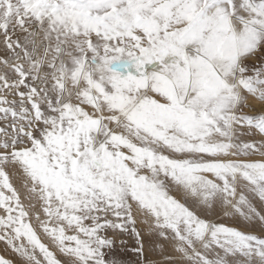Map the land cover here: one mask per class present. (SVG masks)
<instances>
[{
  "label": "snow or ice",
  "instance_id": "6c2138e0",
  "mask_svg": "<svg viewBox=\"0 0 264 264\" xmlns=\"http://www.w3.org/2000/svg\"><path fill=\"white\" fill-rule=\"evenodd\" d=\"M249 97L264 0H0V242L19 264H264Z\"/></svg>",
  "mask_w": 264,
  "mask_h": 264
},
{
  "label": "rangeland",
  "instance_id": "374dc122",
  "mask_svg": "<svg viewBox=\"0 0 264 264\" xmlns=\"http://www.w3.org/2000/svg\"><path fill=\"white\" fill-rule=\"evenodd\" d=\"M248 102L254 106V109L253 108H244L243 111L246 113L251 112L253 110L258 111L260 109L261 105L264 104V102H258L254 98H251V97H249ZM173 194L177 195L175 193H173ZM217 219H219V217H217ZM222 222L230 223V221H226V220H224ZM42 239H43V237H42ZM45 242H47V241L45 240ZM0 255H4L5 258L11 259L13 261V264H19V258L16 255H14L10 250H5V245L3 242H0ZM123 259H125L126 261H131L134 264L136 257L134 255H132L131 252H128V255L124 256Z\"/></svg>",
  "mask_w": 264,
  "mask_h": 264
},
{
  "label": "bare ground",
  "instance_id": "6f19581e",
  "mask_svg": "<svg viewBox=\"0 0 264 264\" xmlns=\"http://www.w3.org/2000/svg\"><path fill=\"white\" fill-rule=\"evenodd\" d=\"M14 183H17V182L14 180ZM17 186H19L18 183H17Z\"/></svg>",
  "mask_w": 264,
  "mask_h": 264
}]
</instances>
